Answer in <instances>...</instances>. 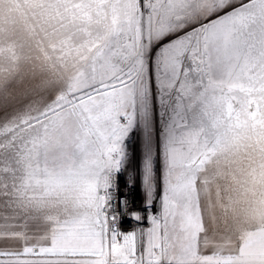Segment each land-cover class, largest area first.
<instances>
[{
    "label": "snow or ice",
    "instance_id": "6c2138e0",
    "mask_svg": "<svg viewBox=\"0 0 264 264\" xmlns=\"http://www.w3.org/2000/svg\"><path fill=\"white\" fill-rule=\"evenodd\" d=\"M0 264H264V0H0Z\"/></svg>",
    "mask_w": 264,
    "mask_h": 264
},
{
    "label": "rangeland",
    "instance_id": "374dc122",
    "mask_svg": "<svg viewBox=\"0 0 264 264\" xmlns=\"http://www.w3.org/2000/svg\"><path fill=\"white\" fill-rule=\"evenodd\" d=\"M134 144V157L130 162V168L132 174H135L137 177V187L139 188V165H140V151H139V142L138 140L132 142Z\"/></svg>",
    "mask_w": 264,
    "mask_h": 264
},
{
    "label": "built area",
    "instance_id": "2783aa9c",
    "mask_svg": "<svg viewBox=\"0 0 264 264\" xmlns=\"http://www.w3.org/2000/svg\"><path fill=\"white\" fill-rule=\"evenodd\" d=\"M128 172L132 174L130 166L128 168ZM126 178H127V174H126ZM136 196H137V199H139L140 193H139V188L138 187L136 189ZM128 227H131V225H129Z\"/></svg>",
    "mask_w": 264,
    "mask_h": 264
}]
</instances>
